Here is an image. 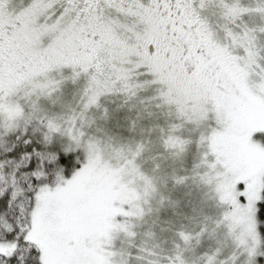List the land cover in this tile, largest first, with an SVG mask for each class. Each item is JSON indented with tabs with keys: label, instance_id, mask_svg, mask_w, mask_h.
<instances>
[{
	"label": "snow or ice",
	"instance_id": "6c2138e0",
	"mask_svg": "<svg viewBox=\"0 0 264 264\" xmlns=\"http://www.w3.org/2000/svg\"><path fill=\"white\" fill-rule=\"evenodd\" d=\"M0 264H264V0H0Z\"/></svg>",
	"mask_w": 264,
	"mask_h": 264
}]
</instances>
